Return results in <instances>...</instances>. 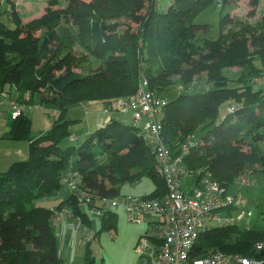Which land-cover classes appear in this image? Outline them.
<instances>
[{"label":"trees","instance_id":"1","mask_svg":"<svg viewBox=\"0 0 264 264\" xmlns=\"http://www.w3.org/2000/svg\"><path fill=\"white\" fill-rule=\"evenodd\" d=\"M46 1L44 12L26 22L13 7V27L0 23V91L6 84L18 89L30 84L38 87L34 91L40 103L55 111L49 128L34 136L24 112L32 97L23 107L14 101L21 107L17 116L10 108L8 137L27 140L28 157L0 171V264H64L53 224L56 212L70 210L86 225L84 205L93 208L121 194L124 182L148 176L154 188L143 195L164 193V180L154 170L140 126L110 117L80 140L70 130L78 120L66 117L79 101H99L106 110L117 107V99L134 93L142 78L146 89L166 99L159 118L165 144L177 153L193 139L184 168L197 179L208 174L228 188L251 168L264 171V142L258 141L264 136V85L254 87L253 79L264 67V14L253 22L221 14L218 35L207 37V24L194 22V16L232 0H171L164 8L159 0H69L65 6ZM77 44L85 58L96 61L95 67L85 75L71 65L55 76L50 73L60 67L55 57L75 55ZM233 67L238 69L229 72ZM196 78L209 85L205 92L187 90ZM90 82L97 86L79 99L72 94L77 84ZM45 83L43 91L39 87ZM231 102L235 107L230 111ZM223 106H228L224 112ZM68 137L73 141L64 143ZM68 170L78 175L91 200L85 202L68 186L69 195L55 207L35 204L39 197L54 195L62 176L67 183ZM101 215V227L116 224L114 208ZM245 224L201 231L190 254L202 256L209 249L259 254L254 243L264 241V226ZM84 258L85 264H95L88 249Z\"/></svg>","mask_w":264,"mask_h":264},{"label":"rangeland","instance_id":"2","mask_svg":"<svg viewBox=\"0 0 264 264\" xmlns=\"http://www.w3.org/2000/svg\"><path fill=\"white\" fill-rule=\"evenodd\" d=\"M69 0H58L55 6H65ZM80 1V0H79ZM96 0H81L82 4H87L90 2H95ZM252 0H232L226 2L222 8L221 4L211 5L203 8L194 16V22L199 24H207L205 27V35L207 37H216L219 32V20L221 14L229 13V15L240 16L241 18H246L253 22L258 20L264 14V0H256L255 4L250 3ZM0 23H4L8 27H13V22L10 19V10L15 7L17 12L20 14L22 21H27L35 16L43 13L47 7L48 3L46 0H0ZM171 0H159V6L164 8L169 4ZM54 6V7H55ZM254 10L252 14H248L250 10ZM74 24V20L72 21ZM75 55H69L67 58H63L61 55L55 57V61L60 64V67H53L50 69V73L54 76L61 72L67 65L79 72L80 75H85L91 69L95 67L96 61L92 57L85 58L82 54L79 45L75 46ZM59 56L61 59H59ZM238 68L233 67L229 70L236 71ZM259 74V75H258ZM253 79L257 84L255 86L264 85V67L260 69L257 74H254ZM235 76V75H234ZM20 86L21 89L13 85L6 84L3 87L4 90L0 91L3 93L0 95V171H3L9 165V162L17 159H25L28 157V142L25 139H15L9 138L8 133L12 124V117L10 115V101L17 102L21 107L27 102L29 97H32V102L25 108L24 112L29 114V130L32 135H38L41 131H45L49 128L53 115L55 113L54 108L41 104L37 92L34 91L35 86L32 87L30 84ZM47 83L40 85V89L46 91ZM97 85L93 82L81 83L73 87L72 94H78V99L80 94L88 90H92ZM208 84L200 79H195L189 87L188 91H204L208 88ZM31 89V90H29ZM38 87L36 88V90ZM175 92V91H174ZM170 95H172V92ZM123 98V97H121ZM119 98V99H121ZM117 99V101L119 100ZM116 101V105L118 106ZM234 105L235 103H230ZM104 107L105 105L102 104ZM100 106V104H99ZM230 106V105H229ZM228 106H223L221 111L227 110ZM96 107L89 109V106L85 103H80V101L67 109L66 117L74 118L78 121L70 126V130L73 135L83 139L86 130L94 129L98 124L104 121H97L99 117L105 119V117H113L117 120H121L128 123H133L130 114H125L118 109L112 107L109 113H102L101 109H95ZM97 114V116H96ZM145 119H139V126H143ZM264 130V129H263ZM73 141L69 137L64 139V143ZM259 142H264V136L258 139ZM245 177L251 181L238 182L233 181L228 184V191L236 195L234 204L239 208H247L251 211L249 217H245L238 221V225L243 227L245 223H252L255 225L264 226V171L260 168H251L246 173L243 174ZM148 176H142L141 178L124 182L121 185V193L128 194H138L149 192L153 187V182ZM181 185L183 190H188V186L191 185V178L189 176L183 175L181 177ZM61 185L56 192H60L61 195L67 197L70 193L65 177L62 176ZM188 183V184H187ZM49 197H39L34 200L35 204H43L49 206ZM87 210L88 223L82 224L79 230L70 227L66 229L64 237L63 246L68 255L64 256L65 252H62L64 258V264H85V250L88 249L89 256L95 264H140L141 259L139 255L135 252L134 245H136V237L138 232L145 231L146 223L143 221L141 223H132L128 221L125 215V211L121 206H117L114 209L117 210V221L116 224L110 228L101 227L102 215L93 208H89L87 204L84 205L83 209ZM213 222H210L211 225ZM73 225V224H72ZM72 242V243H70ZM61 248V249H63ZM64 250V249H63ZM69 250V251H68ZM213 251L211 249L206 252Z\"/></svg>","mask_w":264,"mask_h":264},{"label":"built area","instance_id":"3","mask_svg":"<svg viewBox=\"0 0 264 264\" xmlns=\"http://www.w3.org/2000/svg\"><path fill=\"white\" fill-rule=\"evenodd\" d=\"M147 79L142 78L138 89L117 101L119 111L132 114V121L139 126V119L145 117L140 131L143 138L150 143L154 157V170L162 177L165 191L161 196L145 197L143 194L121 193L98 203L93 210L102 214L109 208L121 206L126 218L132 223L147 219V227L136 240L134 250L141 259L140 264H264V241H256V255L244 256L221 250L209 251L202 256H193L190 251L200 232L212 226H226L238 223L249 217L251 211L239 208L234 202L236 195L228 191L220 181L208 174L199 179L190 173L184 165V158L193 139L182 143L179 152L165 144L161 135L160 116L166 99L146 89ZM12 116H17L21 107L10 101ZM230 111L234 106H229ZM189 176L193 185L183 190L181 177ZM67 186L85 202L91 200L92 194L80 185L77 174L66 172ZM242 174L235 181H251ZM235 205V207H234ZM62 215L73 219V228L80 229L82 219L70 210L56 212L53 222ZM210 222H213L211 225ZM246 227L249 223L245 224ZM63 248V247H62ZM62 252L66 257L67 252ZM66 254V255H65Z\"/></svg>","mask_w":264,"mask_h":264},{"label":"crops","instance_id":"4","mask_svg":"<svg viewBox=\"0 0 264 264\" xmlns=\"http://www.w3.org/2000/svg\"><path fill=\"white\" fill-rule=\"evenodd\" d=\"M10 101V100H9ZM88 106H89V109H91V108H93V106H95L96 108L95 109H101V112L102 113H109V111H110V109L108 108L107 110L106 109H104L105 107L102 105L103 103H101V102H99V101H89V102H85ZM85 103H83V104H85ZM99 104H100V106H99ZM114 107V106H113ZM114 108H117V107H114ZM117 110V109H116ZM119 111V110H118ZM120 112H122V111H120ZM122 113H125V114H130V117H131V119H132V114H131V112L130 111H128V112H122ZM96 116H97V114H96ZM144 117V116H143ZM143 117H142V119H143ZM110 117H105V119H102V117H99V119H97V121H101L102 122V120L103 121H105V120H107V119H109ZM145 118V117H144ZM128 123V122H127ZM132 124V123H131ZM90 130H86L85 131V134H87V132H89ZM76 136V135H75ZM77 137V136H76ZM188 184V183H187ZM193 185V183H192V181H191V185L190 186H188V188L189 187H191ZM154 188V187H153ZM152 188V189H153ZM151 189V190H152ZM150 190V191H151ZM149 191V192H150ZM146 192H144V193H138V194H145ZM63 198H65L63 195H61V193L60 192H55L54 193V195L53 196H51V197H49L48 199H49V207H55L57 204H58V202L59 201H61ZM116 210V209H115ZM117 211V210H116ZM117 214H118V212H117ZM145 222L146 223V226H147V224H148V222H147V219H144V220H142L141 222ZM73 221H72V219H71V217H68V216H64V215H62V217H61V219L60 220H56V222H54L53 224H54V227H55V231H56V240H57V246L58 247H63V246H65L66 244H62V243H64L65 241H64V237L65 236H63V235H65V233H66V229H70V227L72 228V223ZM141 222H139V223H141ZM146 228V227H145ZM145 230V229H144ZM142 232H143V230L142 231H140V232H138V235H137V237H136V240L141 236V234H142ZM70 243H72V242H70ZM135 243H136V241H135ZM69 251V250H68ZM68 255V254H67Z\"/></svg>","mask_w":264,"mask_h":264}]
</instances>
